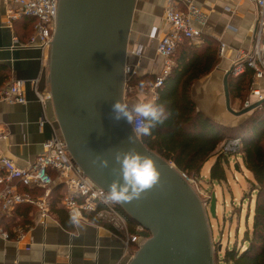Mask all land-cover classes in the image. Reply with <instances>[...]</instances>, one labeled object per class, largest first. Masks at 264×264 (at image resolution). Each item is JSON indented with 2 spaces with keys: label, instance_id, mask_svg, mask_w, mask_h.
Instances as JSON below:
<instances>
[{
  "label": "water",
  "instance_id": "95a60500",
  "mask_svg": "<svg viewBox=\"0 0 264 264\" xmlns=\"http://www.w3.org/2000/svg\"><path fill=\"white\" fill-rule=\"evenodd\" d=\"M135 1L56 0L45 65L49 97L44 108L41 106V118L45 113L66 143L61 147L67 148L83 174L105 191L117 178L112 171L119 168L113 158L116 150L135 148L154 159L162 185L139 201L119 205L150 232L127 264H214L207 214L196 191L173 163L148 149L140 137L137 143H128L133 134L131 125L124 119H113V103L124 101L123 69ZM231 70L224 77L225 103L230 112L227 78ZM34 78L15 80H26L27 87ZM263 100L236 113L248 112ZM37 124L49 128L44 140L48 139L51 126ZM98 155L109 159L108 168L93 164ZM207 211L216 217L214 192Z\"/></svg>",
  "mask_w": 264,
  "mask_h": 264
},
{
  "label": "crops",
  "instance_id": "0c3cea01",
  "mask_svg": "<svg viewBox=\"0 0 264 264\" xmlns=\"http://www.w3.org/2000/svg\"><path fill=\"white\" fill-rule=\"evenodd\" d=\"M185 1L173 0L179 9H184ZM192 2L205 15V23L200 26L201 36L187 42L198 50H203L208 43L213 44L217 49L218 60L208 72L193 80L190 87L191 98L196 109L216 123L236 126L253 109L237 114L236 112L244 108L238 97H229L232 112L227 109L224 77L233 62L253 46L256 7L251 0ZM165 6L166 0L135 1L127 41L126 63L133 66L136 76L149 79L155 78L161 72L163 59L157 52V42L168 30L163 20ZM14 36L18 42L13 40ZM220 42L226 45L222 56L218 54ZM185 44L184 39L177 45L172 58L173 66L175 59L179 55L184 57L185 51H188ZM45 65L46 54L42 57L37 47L26 46L19 39L15 27L11 28L6 24L5 6L0 0V66H5L8 70V80L0 87H8L16 78L35 77L38 80L37 89L47 90ZM255 86L264 97V78ZM24 95L27 99L24 104L0 101V130L7 134L5 139L0 140V153L14 160L19 166L32 163L41 151L43 140L49 136V128L39 127L37 124L41 118V105L35 99L31 85L24 88ZM245 98L252 104L257 102L250 92ZM124 101L130 105L136 102H152L146 100L143 92L126 96ZM39 192L35 191L36 194ZM50 209L49 217L44 223L39 221L36 207L30 204L18 205L10 215L0 214V218L11 217L18 222L8 226L1 222L3 230L10 236L4 238L0 235V264H127L135 252L129 242L126 243L122 232L114 230L104 221L97 222L92 214L88 215L89 220H82L84 227L76 228L68 223L69 214L58 203V199L55 207L51 206ZM58 209L62 212L60 215L56 212ZM24 218L29 221H24ZM15 225L23 228V238L18 239L16 236ZM130 237L135 241V236Z\"/></svg>",
  "mask_w": 264,
  "mask_h": 264
},
{
  "label": "built area",
  "instance_id": "2783aa9c",
  "mask_svg": "<svg viewBox=\"0 0 264 264\" xmlns=\"http://www.w3.org/2000/svg\"><path fill=\"white\" fill-rule=\"evenodd\" d=\"M5 6L6 24L12 28L13 22L21 17L28 16L36 19L33 33L24 42L26 46L37 47L41 56L48 49L52 38L56 19V0H2ZM256 7V23L253 31V46L250 51L242 53L234 62L231 70L232 76H239L246 68L253 70L251 95L256 101L263 98L261 90L256 83L264 78V0H251ZM163 20L168 30L158 38L157 52L163 59L161 72L154 78L150 85L152 99L156 98V89L163 83L173 67V54L177 45L184 39L194 40L201 36V29L205 23V15L192 2L185 1L184 9H179L173 0H166L163 11ZM13 40L18 42L14 36ZM226 45L220 42L218 54L222 56ZM47 56V55H46ZM134 74L133 66L125 63L123 69L124 98L132 92L133 87L128 85V79ZM37 78L31 79L30 85L36 100L44 108V103L49 97V90L37 89ZM26 80H13L8 87H0V101L24 104L26 98L24 88ZM251 105L247 99L244 107ZM47 123L52 128L50 137L41 144V151L34 161L26 166H19L11 158L0 153V214L10 215L20 204H30L36 207L39 221L44 223L49 217L52 194L57 191L58 203L70 214L73 210L81 212L82 220H89L92 214L96 219L108 223L114 230L125 233L126 243L129 241L128 226L125 217L119 210V205L103 203V196L107 191L96 185L89 177L83 174L81 167L73 160L60 132L48 120L45 113L39 120L40 126ZM132 127V126H131ZM133 129V128H132ZM7 137L5 131L0 130V140ZM242 140L240 137L225 139L220 145V152L227 158L230 155L240 154ZM185 180L198 188V180L179 171ZM27 188V190H24ZM35 191H40L38 194ZM209 198V196H208ZM210 199V198H209ZM94 204L95 210L89 211L88 204ZM209 201L206 203L208 207ZM14 231L18 239L23 238L24 230L20 225H15ZM0 235L9 238V233L3 230L0 222Z\"/></svg>",
  "mask_w": 264,
  "mask_h": 264
},
{
  "label": "trees",
  "instance_id": "16d2710c",
  "mask_svg": "<svg viewBox=\"0 0 264 264\" xmlns=\"http://www.w3.org/2000/svg\"><path fill=\"white\" fill-rule=\"evenodd\" d=\"M35 21L33 17L24 16L13 22L21 41L33 33ZM185 40L188 51H185L184 57L179 55L175 59V65L156 89V98L152 101L156 105L163 106L166 118L152 129L151 135L140 136V139L148 149L198 181L201 179L204 163L214 155V161L207 175L208 182L213 186L214 182L221 184L227 180L225 164L228 166L229 163L227 157L219 150L221 143L230 137L241 138L240 155L242 164L248 172L246 177L250 184L247 196L250 200L252 198L251 221L248 224L251 208L247 206L241 236H238V227L231 246L228 247L227 244L221 256L218 255L221 250L218 242L215 247V259L218 264L220 261L225 264H264V100L236 126L218 124L198 111L191 98L190 87L194 79L208 72L215 65L218 60L217 49L213 44L208 43L203 50H198L188 44V39ZM7 71L5 66H0V85L8 80ZM252 76L251 68H246L244 73L237 77L230 74L227 78L229 97L243 100L245 94L250 92ZM153 80L154 78L148 79L132 74L128 79V85L135 88L144 81L152 83ZM234 167L240 170L239 163ZM57 191L58 188L52 194V208L57 202ZM119 210L126 219L129 236L141 237L143 240L150 236V232L129 218L121 207ZM236 211L239 216L240 207ZM56 212L58 215L62 213L59 209ZM25 220L29 221L27 218H24ZM15 221L11 217L0 218V222L7 226L17 224L18 222ZM96 221L102 220L96 219ZM128 242L133 248H138L133 238Z\"/></svg>",
  "mask_w": 264,
  "mask_h": 264
},
{
  "label": "clouds",
  "instance_id": "9594fccd",
  "mask_svg": "<svg viewBox=\"0 0 264 264\" xmlns=\"http://www.w3.org/2000/svg\"><path fill=\"white\" fill-rule=\"evenodd\" d=\"M113 119H124L133 128V134L128 137V143H137L140 136H149L158 123H162L164 116L163 106L154 102H136L129 104L122 99H117L112 105ZM114 161L119 168L112 171L116 179L108 185L103 196V203L107 205H125L141 200L151 189L162 185L161 173L150 155L142 154L135 148L116 150ZM93 164H98L102 169L108 168L110 161L106 157L97 156ZM88 210L94 211L95 205L89 203ZM68 223L76 228H82L81 212L73 210L69 214Z\"/></svg>",
  "mask_w": 264,
  "mask_h": 264
},
{
  "label": "rangeland",
  "instance_id": "374dc122",
  "mask_svg": "<svg viewBox=\"0 0 264 264\" xmlns=\"http://www.w3.org/2000/svg\"><path fill=\"white\" fill-rule=\"evenodd\" d=\"M30 37L27 36L23 42H26ZM45 54L48 55V49H45ZM151 82H143L140 87L133 88L132 92L127 93L126 96L131 97L135 96L138 92H143L146 96V100H152V92L150 90ZM251 93V91H250ZM249 94V92H248ZM247 95V94H245ZM246 98L241 100L243 104L246 102ZM252 104V103H251ZM244 107L243 109H245ZM240 109L239 111L243 110ZM214 155L210 156L209 159L204 163L201 169V179L197 182L198 190H196V186H193V189L196 191L199 200L201 201L202 206L205 209L207 214L208 227L210 230L211 237V246H212V254L214 264H218L215 259V247L219 242L221 246V250L218 255L221 256L224 247L228 244V247L231 246V243L235 237L236 228L239 227L238 236H241V232L244 229L245 225V215L247 206L250 207L248 224H250L251 219V210H252V198L248 199L247 193L250 188V184L247 180L248 172L244 168L242 164L241 155H230L228 156V166L225 164V170L227 175V180L223 183L214 182L213 186L208 182L207 179V168L210 166L212 161L214 160ZM240 164V170L235 169V165ZM213 188V190H212ZM212 190V191H211ZM212 192L215 193L216 198V217H210L207 211L206 203L210 200ZM209 196V198H208ZM240 207V213L238 216L237 208ZM239 211V210H238ZM123 233V232H122ZM125 236V233H123ZM129 235V228H128ZM129 239H131L129 237ZM145 240V239H144ZM141 237H135V241L138 243V247L144 241ZM137 248H134L136 251ZM220 261V260H219ZM219 264H225L223 261H220Z\"/></svg>",
  "mask_w": 264,
  "mask_h": 264
}]
</instances>
